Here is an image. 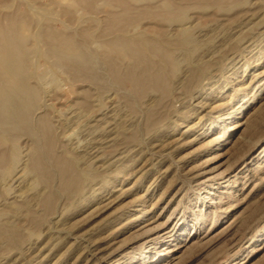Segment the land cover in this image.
Instances as JSON below:
<instances>
[{
	"label": "rangeland",
	"instance_id": "obj_1",
	"mask_svg": "<svg viewBox=\"0 0 264 264\" xmlns=\"http://www.w3.org/2000/svg\"><path fill=\"white\" fill-rule=\"evenodd\" d=\"M204 1L186 9V37L161 19L163 0H130L143 13L135 33L182 42L166 44L174 67L148 56L165 66L168 91L113 82L93 40L99 89H73L93 96L100 120L83 126L41 97L36 120L50 112L53 155L85 171L73 192L51 158L49 181L34 180L35 138L1 143L14 161L0 170V225L18 235L0 236V264H264V0ZM95 3L0 0V16L25 12L98 36L114 5ZM66 8L70 22L60 15ZM43 49L32 44L42 81L64 79Z\"/></svg>",
	"mask_w": 264,
	"mask_h": 264
},
{
	"label": "bare ground",
	"instance_id": "obj_2",
	"mask_svg": "<svg viewBox=\"0 0 264 264\" xmlns=\"http://www.w3.org/2000/svg\"><path fill=\"white\" fill-rule=\"evenodd\" d=\"M96 1L73 0L74 3L88 10H94ZM103 2L114 7L103 14L104 22L98 36L92 35L89 27L86 26L76 32H71L72 30L70 33L65 32L61 28L54 27L47 19L34 20L25 12L0 16V145L4 141H12L18 133L35 138L36 143L27 165L28 170L34 174V180L48 182L51 172L46 167L48 164H45V159L51 158L58 168L61 183L66 191L73 192L76 186H79V179L85 171L82 174L75 173L70 161L53 155L51 147L55 143V135L53 125L49 121L50 112L44 111L38 121L36 120L41 108L39 106L41 97L46 96L47 99L43 98L45 101L54 100V104L63 106L66 119H75L83 126L94 125L100 120L96 100L85 93L78 97V92L73 89L74 86L80 85H87L93 90L98 88L100 76L94 69L93 56L88 49V43L93 40L95 43L98 42L101 47L100 64L105 67L111 80L134 93L145 88L166 92L165 66L176 65L175 57L173 58L171 52L166 49V44H182L181 41L170 42L166 38L160 43L135 33L143 13L139 8L136 12L130 0H103ZM205 4L207 3L204 0H163L164 14L160 17L168 20L187 37L189 25L187 26L185 22L186 9L190 5L199 7ZM72 14L68 8L60 9V15L69 22L72 21ZM34 23H40V31L31 33L29 28ZM33 43H41L44 46L43 56L53 59V68L60 71L64 79L59 78L57 81L52 78L53 80L49 82L42 81L43 74L34 66L31 58ZM148 56L158 57L165 66L152 61ZM41 85L46 89L47 95L41 94L43 89ZM38 139L44 141V146L38 143ZM6 150H0V170L10 167L14 161V154ZM17 178L14 180L17 181ZM6 235L12 237L18 235V230L0 225V236Z\"/></svg>",
	"mask_w": 264,
	"mask_h": 264
}]
</instances>
